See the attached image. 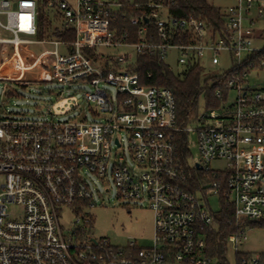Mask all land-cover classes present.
Wrapping results in <instances>:
<instances>
[{
	"label": "built area",
	"instance_id": "obj_1",
	"mask_svg": "<svg viewBox=\"0 0 264 264\" xmlns=\"http://www.w3.org/2000/svg\"><path fill=\"white\" fill-rule=\"evenodd\" d=\"M38 1L0 0V45L9 43L16 52L21 45L50 43L43 59L50 62L51 79L88 87L91 117L0 112V264H231L230 248L234 264H264V253L240 249L247 239L242 221L264 219V81L249 82L251 72H264V0H238L222 12L221 32L194 15L173 13L174 1L76 0L72 6L47 0L57 9L53 26L73 29V40L37 39ZM128 7L142 10L129 19L136 41L129 40L131 31L113 27ZM171 49L179 52L177 73L208 55L217 62L224 51L233 60L219 78L226 88L216 91L219 105L185 126L178 123L174 92L143 84L134 69L137 57L165 61ZM231 91L236 98L227 105ZM176 133L187 134L188 141L197 136L196 164L210 175L197 191L187 187L190 165L178 155ZM218 158L227 160L226 171H212ZM94 177L107 193L113 180L125 204L152 209L151 246H116L98 238L88 230L91 216L83 214L64 234L59 209L95 206ZM211 194L229 200L237 226L222 255L208 251L207 234L217 223L207 201Z\"/></svg>",
	"mask_w": 264,
	"mask_h": 264
},
{
	"label": "rangeland",
	"instance_id": "obj_2",
	"mask_svg": "<svg viewBox=\"0 0 264 264\" xmlns=\"http://www.w3.org/2000/svg\"><path fill=\"white\" fill-rule=\"evenodd\" d=\"M75 6L76 0H66ZM39 28L38 40L54 38L51 24L56 19L57 9L47 5V0H39ZM207 2L225 12L230 6L238 3V0H207ZM50 43H33L21 45L15 52V47L9 43L0 45V112L5 110L16 114H23L33 117L53 116L61 120L77 119L81 120L89 113L88 102L84 98V90L88 87L81 85H65L51 79V67L48 59H43V55L50 50ZM179 52L169 50L165 62L177 73ZM233 60L231 54L224 51L217 62H213L211 56H206L199 67L202 69L203 78H210L209 87L215 86L218 79L225 77L232 68ZM264 81V72H251L249 82L256 85ZM20 84H27L21 86ZM115 92L113 88H110ZM14 91L11 93V91ZM14 93H17L14 94ZM203 92L199 100L198 112L204 113L208 106L205 104ZM236 94L229 93L226 101L227 105L234 102ZM197 136L192 133L189 136V158L190 168H196V160L199 159V150L195 144ZM124 149L128 152L125 143ZM214 172L226 171L228 162L225 159H215L211 162ZM201 183L208 184L209 175L199 169ZM94 179L98 180L94 177ZM93 186L95 206L63 207L59 209L60 222L64 234L67 236L74 228L73 221L76 216L89 215L92 221L89 231L94 236L106 237L116 246L126 247L131 241H135L140 247H147L153 244L154 237V212L146 203L125 204L118 197V190L113 180L110 181V192H106V187L101 181H97ZM201 194V193H200ZM202 196V195H201ZM205 201V198L203 197ZM210 209L219 214L222 208L219 195L211 194L207 197ZM13 211V208H11ZM82 215V216H83ZM251 222V221H250ZM247 239L240 246L241 251L246 253H264V226L244 224ZM228 259L231 264L235 263L233 249H229Z\"/></svg>",
	"mask_w": 264,
	"mask_h": 264
},
{
	"label": "trees",
	"instance_id": "obj_3",
	"mask_svg": "<svg viewBox=\"0 0 264 264\" xmlns=\"http://www.w3.org/2000/svg\"><path fill=\"white\" fill-rule=\"evenodd\" d=\"M174 1L176 6L172 7L173 13L181 16L194 15L207 22L208 26L215 31L221 32L224 28L222 11L215 6L210 5L207 0H168ZM126 14V18L118 17L113 21V27L120 29L125 28L131 31V41H136L137 27L130 23L129 19L133 15H140L142 10L133 7L124 8L121 14ZM52 35L54 37L66 40L75 38L73 29H62L60 26L51 24ZM40 33V28H39ZM134 69L139 73L141 82L145 85L166 87L171 89L176 97L178 123L182 126L188 125L195 121L199 110V100L203 92L206 93L205 99L208 108L217 107L219 100L216 97L218 88L226 93L225 82H218L213 87H209L210 78H203L202 69L197 66L190 68L182 73H175L169 69L168 64L159 57L142 55L137 57ZM175 144L179 157L185 165L189 164L191 152L189 149L188 135L185 133H176ZM199 169L190 168V181L187 186L192 191L200 189L201 175ZM210 176V175H209ZM227 188L225 181L222 182V190ZM222 208L219 214L213 212L216 224L208 234L209 253L212 255H222L226 251L227 236L233 232L237 226L233 214V207L229 200L220 195ZM251 221V222H250ZM251 223L253 225L264 226V219L261 220H244L240 224Z\"/></svg>",
	"mask_w": 264,
	"mask_h": 264
},
{
	"label": "water",
	"instance_id": "obj_4",
	"mask_svg": "<svg viewBox=\"0 0 264 264\" xmlns=\"http://www.w3.org/2000/svg\"><path fill=\"white\" fill-rule=\"evenodd\" d=\"M196 167H197L198 169H201L200 164H196Z\"/></svg>",
	"mask_w": 264,
	"mask_h": 264
}]
</instances>
